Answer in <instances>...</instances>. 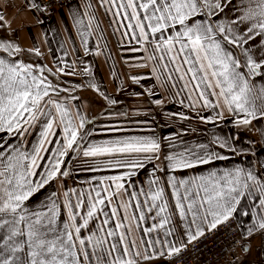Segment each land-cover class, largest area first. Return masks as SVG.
I'll use <instances>...</instances> for the list:
<instances>
[{
    "label": "crops",
    "instance_id": "0c3cea01",
    "mask_svg": "<svg viewBox=\"0 0 264 264\" xmlns=\"http://www.w3.org/2000/svg\"><path fill=\"white\" fill-rule=\"evenodd\" d=\"M122 2L126 3V0H116V3L75 0L55 11L45 12L38 0H0V9L8 22L5 27H0V41L13 43L23 50L9 56L0 49V59L32 65L36 75H40L39 69L42 68L46 83L60 89L50 98L64 105L68 112L65 119H70L77 127L83 120L84 127L79 129L78 139L90 133L77 151L68 150L62 158L60 171L68 175H57L25 203L30 210H44V204L50 203V198L55 199L59 209L58 225L62 227L68 220L65 204L69 199L73 203L78 199L83 201V206L77 210L79 217L75 223L78 225L86 215L89 201L96 199L97 191L101 193V199L111 196V203L105 199V204L97 209V216L89 221L87 228L81 229L80 237L86 239L87 247L95 249L102 257L91 256L92 264H121L125 260H132L134 264H169V249L187 242L186 222L178 214L169 179L173 176L178 180L200 179L207 178L211 172L219 175L245 169L264 183V117H247L251 123L244 125L245 113L229 111L224 97L212 94L219 89L205 88L203 84L200 89H195L194 85L200 81H191L190 74L179 79L184 76L188 65H184L180 72L174 70L181 61L179 58L171 61L169 57L174 53L155 47L156 37L161 41L164 39L160 33L149 35L147 41L142 37L134 39L131 33L139 31L135 27L136 20L117 15L131 12L129 8L120 7ZM249 3L250 0H229L223 11L211 19L230 23L244 14ZM29 4L35 7H29ZM128 24L133 27L128 28ZM246 27L247 22L240 25V28ZM173 32L168 29L166 35L171 36ZM260 41L261 37L256 36L250 42L254 50H258L255 46ZM37 48L41 53L39 56L29 51ZM133 77L138 82H134ZM256 82L264 85V80L259 78ZM185 84L189 86L185 88ZM49 91L51 93V89ZM201 91L205 93L204 98L215 106L203 104L199 96ZM158 100L163 103H156ZM51 111L55 123L48 139L52 143L44 145L48 151H41L40 167L34 169L37 177L48 168L47 162L53 159L51 153L66 143L64 122L54 107ZM45 120V116L38 117L18 138L15 133L0 132V136L6 145L22 143L24 150L31 152L38 146L40 133L45 130ZM145 138L156 140L160 151L159 159L152 158L151 153L134 154L143 162L142 168L117 166V161L131 158L129 156L80 155L92 144ZM187 149L223 158L194 168L169 169L166 156L186 154ZM129 172L134 174L129 177ZM117 176L124 177L119 183L126 190L121 189L112 195L117 182L111 178ZM154 180H158L165 191L163 202L167 204V212L163 215L170 217L168 228L173 233L168 237H165L164 230L150 234L144 231L160 219L159 216L153 219L156 209L146 211L157 189L152 183ZM180 191L183 192V187ZM261 199L264 194L254 189L252 194L241 198L231 217L238 223L245 240L234 264H264V229L258 227L259 222H264ZM113 208L117 215H112ZM142 212L144 219L141 220L139 214ZM104 219L109 222L104 224ZM118 224L124 227H117ZM195 227L193 225V229ZM203 230L205 234L211 231L206 225ZM109 231L114 234L108 236ZM121 234L125 239L121 240ZM90 235H95L102 244L87 241ZM112 245H116L112 249L114 254L104 256L103 249ZM82 264H89V261H82Z\"/></svg>",
    "mask_w": 264,
    "mask_h": 264
},
{
    "label": "snow or ice",
    "instance_id": "6c2138e0",
    "mask_svg": "<svg viewBox=\"0 0 264 264\" xmlns=\"http://www.w3.org/2000/svg\"><path fill=\"white\" fill-rule=\"evenodd\" d=\"M109 2L116 3V0ZM227 3L229 0H223V3L221 0H126L120 7L129 8L131 12L117 15L122 14L126 18L136 20L135 27L139 31L131 33L134 39L142 37L147 41L149 35L160 33L164 39L161 41L160 37H156L155 47L174 53L169 57L171 61H177L178 58L181 61L174 70L180 72L184 65H188L184 76H180L179 79L183 80L190 74L191 81H200L194 85L195 89H200L202 84L205 88L219 89L212 94L224 97L229 111L238 110L245 113L246 118L242 123L249 125L251 119L247 117L252 119L258 115L264 117V85L256 82L257 78L264 80V0H250L244 14L230 23L212 20V17L223 11ZM29 7L35 5L29 4ZM246 22L247 27L240 28V25ZM7 24L0 9V27ZM127 27L132 28L133 25L128 24ZM168 29L174 30L173 35H166ZM256 36L261 37L260 43L255 46L258 50H254L253 44L250 43ZM0 49L9 56L23 51L6 41H0ZM29 51L41 55L38 48ZM84 71L87 72L88 69ZM39 72L40 75L34 74L32 65L0 59V132L15 133L18 138L37 121L38 117H46L45 130L40 133L38 146L33 147L31 152H26L22 143L6 145L0 136V264H82V261H89V264H92L91 256L102 257L95 249L87 247L86 239L80 237L81 229L87 228L89 221L97 216V209L105 204V199L111 203V196L101 199L99 198L101 193L97 191L96 199L89 201L90 206L86 210V215L81 218L78 225L75 223L79 217L77 210L83 206V201L78 199L73 203L69 199L65 204L68 220L62 227L58 225L59 209L55 199L50 198V203L44 204V210H30L25 203L57 175H68L67 172L60 171L62 158L68 150L77 151L90 135L85 133L78 139L79 129L84 127L83 120L77 127L70 119H65L68 112L64 105L50 98L52 93H59V87L46 83L42 68ZM133 80L138 82L135 77ZM188 86L184 85L185 88ZM199 96L205 106H215L204 98L203 91L199 92ZM46 97L48 99H45ZM156 103L163 101L158 100ZM53 107L64 122L66 143L51 153L53 159L47 162L48 168L42 170V175L37 177L34 169L40 167L38 160L43 159L41 151H48L44 145L52 143L48 137L52 134L51 130L55 123L51 111ZM159 151L160 144L156 140L145 138L92 144L80 155L129 156L131 158L117 161V166L138 169L144 167V164L135 158L134 154L151 153L152 158L159 159ZM222 158L215 154L198 153L195 149H187L186 154L178 156H166L167 167L172 171L194 168ZM133 174L129 172L127 175L131 177ZM34 177H37L35 181ZM111 179L117 182L112 192V195H116L124 189V185L119 183L124 177L117 176ZM152 183L157 185V189L152 194L150 206L146 211L152 212L156 209L153 219L156 216L160 219L144 231L150 234L164 230L165 237H168L173 233L172 229L168 228L171 223L170 217L163 215L167 212V204L163 202L165 191L159 186L158 180ZM168 184L173 190L178 214L182 221L186 222L187 236V242L182 243L181 247L170 248L169 255H178L188 244L204 236L205 225L209 230H213L219 224L228 221L236 212V205L246 194H252L254 189L264 194V183L245 169L226 171L219 175L211 172L207 178L200 179L178 180L173 176ZM181 187L183 192L180 191ZM103 191L108 192L109 189ZM259 203L264 206V199L259 200ZM111 212L112 215H117L116 209H111ZM139 218L144 219L143 212L139 214ZM108 222V219L103 221L104 224ZM193 225L196 226L195 229ZM117 227L124 225L118 224ZM258 227L264 229V222H259ZM107 234L112 236L114 233L109 231ZM120 238L125 239L123 234ZM87 241L102 244L95 235L87 237ZM115 247L116 245H112L111 248L103 249L104 256L113 255L112 249ZM121 264H134V261L125 260Z\"/></svg>",
    "mask_w": 264,
    "mask_h": 264
},
{
    "label": "built area",
    "instance_id": "2783aa9c",
    "mask_svg": "<svg viewBox=\"0 0 264 264\" xmlns=\"http://www.w3.org/2000/svg\"><path fill=\"white\" fill-rule=\"evenodd\" d=\"M46 12H52L75 0H38ZM245 240L238 223L230 218L168 258L169 264H234Z\"/></svg>",
    "mask_w": 264,
    "mask_h": 264
},
{
    "label": "rangeland",
    "instance_id": "374dc122",
    "mask_svg": "<svg viewBox=\"0 0 264 264\" xmlns=\"http://www.w3.org/2000/svg\"><path fill=\"white\" fill-rule=\"evenodd\" d=\"M46 12V11H45Z\"/></svg>",
    "mask_w": 264,
    "mask_h": 264
}]
</instances>
